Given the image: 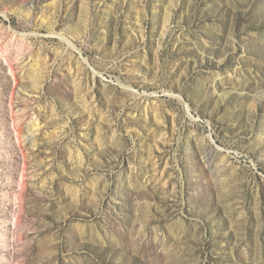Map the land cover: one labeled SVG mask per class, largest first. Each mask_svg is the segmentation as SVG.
I'll list each match as a JSON object with an SVG mask.
<instances>
[{"label":"rangeland","instance_id":"rangeland-1","mask_svg":"<svg viewBox=\"0 0 264 264\" xmlns=\"http://www.w3.org/2000/svg\"><path fill=\"white\" fill-rule=\"evenodd\" d=\"M0 264H264V0H0Z\"/></svg>","mask_w":264,"mask_h":264}]
</instances>
